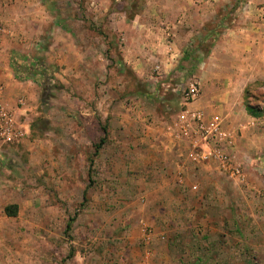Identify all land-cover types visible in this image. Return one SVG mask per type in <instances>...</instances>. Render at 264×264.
Returning a JSON list of instances; mask_svg holds the SVG:
<instances>
[{"label": "rangeland", "instance_id": "1", "mask_svg": "<svg viewBox=\"0 0 264 264\" xmlns=\"http://www.w3.org/2000/svg\"><path fill=\"white\" fill-rule=\"evenodd\" d=\"M188 5L0 0V72L31 121L0 143V264H264V67L221 42L264 0ZM186 109L222 140L183 138Z\"/></svg>", "mask_w": 264, "mask_h": 264}, {"label": "built area", "instance_id": "2", "mask_svg": "<svg viewBox=\"0 0 264 264\" xmlns=\"http://www.w3.org/2000/svg\"><path fill=\"white\" fill-rule=\"evenodd\" d=\"M200 92V88L196 84L184 90L186 106L191 105ZM28 103L25 98H20L15 106H8L0 103V142L3 144H15L21 142L30 133L31 121L28 118ZM183 121L180 128V134L183 138L189 139L192 137L196 146L208 144L210 140L216 144L222 140V131L220 126L206 124L200 111L186 109L182 114ZM214 158L219 159L223 165H227L228 157L222 151L214 149L212 154ZM201 158L208 159V155L204 152Z\"/></svg>", "mask_w": 264, "mask_h": 264}, {"label": "crops", "instance_id": "3", "mask_svg": "<svg viewBox=\"0 0 264 264\" xmlns=\"http://www.w3.org/2000/svg\"><path fill=\"white\" fill-rule=\"evenodd\" d=\"M196 1L197 0H186L187 4H189L187 7L196 3ZM240 13L241 12H239V14ZM257 14L258 12H254L252 9L247 12L245 11L243 14L245 21L241 24L237 23V25H234L233 27L231 26L227 29V33L223 34L221 42L223 44L224 42L231 44L232 47H223V49L235 54L232 55L234 58H232L231 63L238 67H257L258 64L259 67H264V46H262L264 45V24L259 21ZM229 35H233L232 38ZM254 50H258L259 52H262V54L255 57V54L253 53ZM257 73H260V69L255 73H240L239 81L247 83L255 80L257 79L255 76ZM262 73L264 74V68ZM238 76L239 75H237V77ZM0 80L7 83L4 96L7 101L9 100L11 102V104L8 103L10 106H15L18 102H15V99H13L14 87H17V89L19 88L18 90L20 91L23 88L28 91V88L23 85L24 83H21V81L16 78L14 79L13 72L8 65L4 71L0 72ZM1 144L4 145L3 143ZM147 239H151L150 236L147 235Z\"/></svg>", "mask_w": 264, "mask_h": 264}, {"label": "trees", "instance_id": "4", "mask_svg": "<svg viewBox=\"0 0 264 264\" xmlns=\"http://www.w3.org/2000/svg\"><path fill=\"white\" fill-rule=\"evenodd\" d=\"M251 111H253V110H251ZM104 133H105V137L101 139L100 144L98 145V149L101 148L104 145V143L106 142L107 129H104ZM90 161L93 164V160L91 159ZM86 198H87L86 195H84V199H86ZM5 212L9 216H16L18 213V206L17 205H9L5 208ZM71 221H72V219H70V222L67 225V229L71 228Z\"/></svg>", "mask_w": 264, "mask_h": 264}]
</instances>
